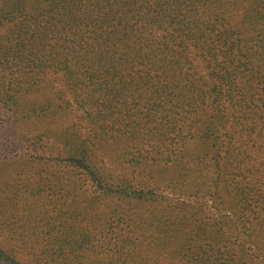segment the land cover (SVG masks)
<instances>
[{
    "label": "trees",
    "instance_id": "obj_1",
    "mask_svg": "<svg viewBox=\"0 0 264 264\" xmlns=\"http://www.w3.org/2000/svg\"><path fill=\"white\" fill-rule=\"evenodd\" d=\"M0 143V264H240L264 0H0Z\"/></svg>",
    "mask_w": 264,
    "mask_h": 264
},
{
    "label": "rangeland",
    "instance_id": "obj_2",
    "mask_svg": "<svg viewBox=\"0 0 264 264\" xmlns=\"http://www.w3.org/2000/svg\"><path fill=\"white\" fill-rule=\"evenodd\" d=\"M1 128H6L8 131L9 128H15L12 124L11 120L6 118L3 126ZM5 130V132H6ZM3 144L0 143V148ZM5 180H7L5 178ZM163 194L172 197L173 201H176L180 198L184 199L182 195H178L175 191L164 190ZM207 205H211V201L208 200ZM214 208L206 207L207 213H212ZM220 213H224L219 211ZM230 238L227 241L228 246L230 247L231 257L235 261L240 259V264H264V249L260 247V243L264 241V229L256 226L252 231H250L247 227L237 226L233 229V226L230 228ZM251 232V234H249ZM250 235L251 237H248ZM173 249V248H172ZM240 250H244V255L241 254ZM239 256V257H238ZM228 258V257H227ZM232 260L231 258H228Z\"/></svg>",
    "mask_w": 264,
    "mask_h": 264
}]
</instances>
